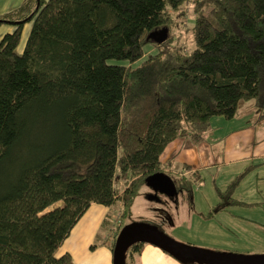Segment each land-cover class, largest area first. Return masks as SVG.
<instances>
[{
	"label": "trees",
	"instance_id": "16d2710c",
	"mask_svg": "<svg viewBox=\"0 0 264 264\" xmlns=\"http://www.w3.org/2000/svg\"><path fill=\"white\" fill-rule=\"evenodd\" d=\"M188 3L190 49L168 38ZM5 23L0 264H72L56 254L89 205L122 200L128 213L169 141L230 119L240 100L264 116V0H23ZM162 28L165 40H146Z\"/></svg>",
	"mask_w": 264,
	"mask_h": 264
},
{
	"label": "crops",
	"instance_id": "0c3cea01",
	"mask_svg": "<svg viewBox=\"0 0 264 264\" xmlns=\"http://www.w3.org/2000/svg\"><path fill=\"white\" fill-rule=\"evenodd\" d=\"M22 1L0 0V15L17 8ZM30 27L31 21L26 22L23 26L21 39L17 47L19 52L23 49ZM13 28L14 26L10 24H2L0 26V39L5 33L12 31ZM246 112L249 115H244ZM262 114V111L256 107L253 99L240 100L236 113L230 119L216 115L218 117L215 118L211 126L213 116L209 121V125L200 132L198 137L193 138L191 135H186L174 138L166 144L160 154L162 172L170 176L176 184H178L181 178L189 177L191 180H200V173H203V171L210 173L212 170H218V167L221 165L229 166L232 172L235 169L240 170L235 177L246 170H256L259 176L260 164L264 163V116ZM241 117L242 120H239ZM257 120L258 122L255 123ZM208 131L215 132L216 135L212 136L213 139L210 142L205 143V135ZM195 140L200 141V144L194 142ZM172 149L173 153L169 152ZM164 151L166 153L169 152L167 153L169 158L166 161L161 159ZM221 190L223 189L216 190V195L214 197L212 195L213 199L210 200L205 197L208 196L207 194H204L201 190L197 191L201 192V195H203V198L209 205H212L216 198L214 203L219 205H230L234 202L238 205L240 203L258 205L257 201L235 199L232 197L231 192L228 194L230 201L225 202L222 197L227 192H221ZM157 194L158 192H156ZM179 195L183 198L191 199L192 194L189 190H180V192L177 191V194L171 196V198H176ZM137 196L134 197L132 204ZM169 202V200H166L164 205H169ZM192 205L193 202L191 204V201H189L190 210L187 212L192 211ZM111 211L112 213L110 214ZM115 211L117 212V219L112 220ZM128 213H124L122 200H117L115 203L105 206L92 202L73 226L56 255L69 253L72 264H113L115 236L123 227V220ZM110 215L111 220L108 221L107 218ZM103 229H105L106 233H103ZM126 252L128 251L126 250ZM126 264L198 263L182 261L153 244L144 243L139 254L132 253L126 257Z\"/></svg>",
	"mask_w": 264,
	"mask_h": 264
},
{
	"label": "rangeland",
	"instance_id": "374dc122",
	"mask_svg": "<svg viewBox=\"0 0 264 264\" xmlns=\"http://www.w3.org/2000/svg\"><path fill=\"white\" fill-rule=\"evenodd\" d=\"M192 9L193 5L188 3L175 12L176 26L168 32V38L172 36L175 38L173 43L182 42L188 49L191 48V44L187 25L190 27L194 23ZM149 48L150 50H148ZM145 49L148 52H153L154 47L149 44V46H145ZM143 58L136 60L134 65H139ZM244 115L249 114L246 112ZM216 117L218 116L212 118L211 126ZM239 120H242V117ZM257 122L258 120L255 123ZM214 135H216L215 132L208 131L205 135V143L210 142ZM194 142L200 144L198 140ZM169 152L173 153V149ZM167 153L164 151L161 155L163 161L169 158ZM260 166L259 176L256 170H246L235 177L240 170L235 169L232 172L229 166L221 165L218 170L200 173V180L184 178L187 179L189 191L192 194L191 199L183 198L181 195L172 199L171 196L160 192L156 195V192H152L154 189L144 181L123 223L155 226L162 234L174 241L214 252L245 255L264 254V163ZM116 187L120 191L123 184L116 182ZM219 189H223L221 192H227L222 197L225 202L230 201L228 194L231 192L235 199L257 201L258 205L245 203L238 205L235 202L230 205H219L214 203L217 198L212 205H209L201 192L197 191L201 190L207 194L208 196L205 197L210 200ZM150 194L151 196H149ZM166 200L170 202L165 206ZM189 201L191 204L193 202L191 212H187L190 210ZM113 214L112 220H116L117 212L115 211ZM128 215L130 216L128 217ZM107 219L110 221L111 215ZM102 231L106 233L105 229Z\"/></svg>",
	"mask_w": 264,
	"mask_h": 264
},
{
	"label": "water",
	"instance_id": "95a60500",
	"mask_svg": "<svg viewBox=\"0 0 264 264\" xmlns=\"http://www.w3.org/2000/svg\"><path fill=\"white\" fill-rule=\"evenodd\" d=\"M167 37V29L151 31L146 40L160 43ZM146 184L156 192L168 196L177 194L174 181L163 172H155L146 178ZM137 242L153 244L172 256L198 264H264V254H237L214 252L170 239L157 227L146 224H125L119 231L113 246V264H125L126 250Z\"/></svg>",
	"mask_w": 264,
	"mask_h": 264
},
{
	"label": "flooded vegetation",
	"instance_id": "af4514ba",
	"mask_svg": "<svg viewBox=\"0 0 264 264\" xmlns=\"http://www.w3.org/2000/svg\"><path fill=\"white\" fill-rule=\"evenodd\" d=\"M174 185H175L176 190L180 192L178 185L176 183H174Z\"/></svg>",
	"mask_w": 264,
	"mask_h": 264
}]
</instances>
